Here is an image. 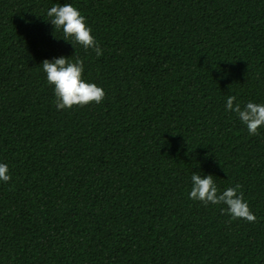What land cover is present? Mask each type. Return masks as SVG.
I'll return each mask as SVG.
<instances>
[{"label":"trees","instance_id":"16d2710c","mask_svg":"<svg viewBox=\"0 0 264 264\" xmlns=\"http://www.w3.org/2000/svg\"><path fill=\"white\" fill-rule=\"evenodd\" d=\"M72 4L103 54L63 39ZM84 61L99 104L57 109L41 62ZM264 0H0V264H264ZM239 183L256 223L189 199Z\"/></svg>","mask_w":264,"mask_h":264},{"label":"clouds","instance_id":"9594fccd","mask_svg":"<svg viewBox=\"0 0 264 264\" xmlns=\"http://www.w3.org/2000/svg\"><path fill=\"white\" fill-rule=\"evenodd\" d=\"M55 30H62L63 39L74 44H80L85 50L93 49L96 56L103 54L86 17L72 4H56L46 13ZM42 68L46 73L49 85L54 86L55 104L57 109H71L73 106L83 107L92 102L101 103L106 95L102 87L83 79L84 61L77 57L75 61L66 56L53 59H44ZM235 96H229L226 101V110L234 112L238 119L247 127L249 135H257L258 130L264 127V103L247 102L243 107L236 102ZM11 179L9 166L0 163V181L8 182ZM192 188L189 199L200 201L205 206L225 205L221 208L222 214L229 215L231 220L243 219L249 223H256L257 217L244 199L239 183L221 191L213 176L193 173L191 176Z\"/></svg>","mask_w":264,"mask_h":264}]
</instances>
